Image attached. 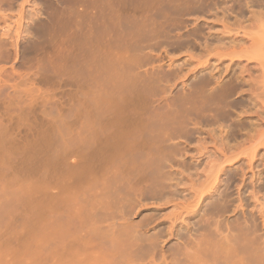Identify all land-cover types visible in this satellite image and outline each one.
I'll return each instance as SVG.
<instances>
[{"label": "rangeland", "instance_id": "obj_1", "mask_svg": "<svg viewBox=\"0 0 264 264\" xmlns=\"http://www.w3.org/2000/svg\"><path fill=\"white\" fill-rule=\"evenodd\" d=\"M3 1L5 3L3 2L2 7H0V40H1L0 43L3 42L2 40H4V42L3 44H0V45L2 47L4 46L2 49L4 50L7 49L6 50L7 52L4 51V53L6 52L5 55H7L6 57L7 59L6 58H5L6 60L4 59L5 55L0 56L1 58L0 61L3 60V62H0V68L2 69L4 68L3 70H6L7 72L2 71L0 69L1 71L0 78L4 76L2 78L3 80L0 79V83H2V81H4L5 79V82L0 85V87L2 86L1 88H3V89H0V93H1L0 98L4 99V102H2L3 99H0V115H2L0 122H1V127H3V128L0 127V136L5 138L8 135L6 134L8 133V131L11 134L13 131V134H12L13 137H11V134L9 133L10 137L8 136V138H12V140L10 139L11 145L9 142L10 140L9 141L7 140L8 138H6V142L8 144L7 145L6 143H4L5 142L4 138L0 137V149H1L0 150V168H1L0 170V216L2 215L5 216L7 214L6 217H4V220L0 223V240H1L0 241V249H1L0 258L1 259L6 254L8 255V256L6 255L7 256L6 258L8 259L9 257V260L11 259L12 256H14V258L12 257L10 262L11 264H16L17 261L19 262L20 260L22 261L23 259L25 260L28 258L27 256H24V257L22 256L23 258H20L22 253L25 254L24 252L29 250V248L31 249L32 247V250H33L36 247V244H34L36 243V241L35 240L33 241L30 238L35 237V232H36L35 222H36V214H37L36 209L37 208L41 209V216L47 219V217L49 218L52 215L51 210L54 205L62 207L64 205H68L72 203L70 201H73L74 205L75 204L77 205L74 206L73 203L72 205L74 207H78V206H83L82 204H85V202L86 204H93V202H95L94 204H96V203H100L101 201V204H106L105 202L110 201L111 202L110 204H116V202L117 204L119 203V205L122 204L120 208L123 206L122 207L123 210H125L124 208L126 209L128 208L130 211L134 209L132 212H129L127 209V211L131 214V215L129 214L130 216L125 210V214L127 213L126 215L128 216L127 218V216L124 214L125 218L127 219L130 218V220L134 223V225H137L140 223L139 229L141 228L142 231L146 232V235H151L154 233V231L155 233L156 231L157 232L161 231L160 238H159L161 242H159L158 247L154 250L156 254L152 252L153 254H155L154 255L155 258L152 259V253L149 255V257L151 256V260L153 261L155 259V261L154 262L150 261V262H152V264L158 263V262L159 264H165V263L171 264L172 263L170 261L171 255H168L170 254L169 252H171V250L168 248H171L172 245H175L176 243L181 242L180 238L178 237V235L180 234L184 235V237H188V235L186 234L189 232L188 234L189 235L191 234L194 237V238L193 237L191 238L196 239L195 236L199 232V230H197L196 222H198L201 215H203L204 213H207L206 211H208L207 210L208 204L215 202L214 200L218 198L219 193L221 192V190H223L226 183L228 184L227 192H229V202L227 204H229V207H228V211L225 214H223L224 215L223 217H227V219L224 220L222 216L220 217L221 219L217 216H215L214 218L221 220L220 222H222L223 220V222L227 224L228 221L234 220L235 217L240 216L241 212L244 211L246 216L250 215L251 217H253L259 229L257 230V234L259 236L261 235L260 236L261 239H264V82H263L264 81V77H263L264 76V72H263L264 65H262L263 68H261V64H264V60L262 63V59L257 58V54L253 53L255 51L254 46H253V43H254L253 40L257 41L260 35L264 33L263 31L264 30V0H213L212 3L208 7H206L203 12L199 14L188 15L189 17L184 16L185 17L184 22L179 25L181 26V28H178V30L177 29L172 30L171 33L173 34L176 33V30L177 32L180 31L178 33H184L187 31L189 32L192 29L196 30V36L191 35L189 36V38L183 37L184 39L187 40V41H184L185 42L184 47L182 46V48L181 47L177 48L176 45L174 44L171 45L169 41H166L163 39L162 45L159 44L158 45L159 47L155 46L157 47L156 49H154L155 47L150 48L152 52L149 50V48H148L149 51H146L147 49L143 50L144 52H146V54L147 52H149L147 58L148 60H150L149 62L150 64L148 65L144 64V66H142L141 69L138 68L134 72H140L139 70H142L141 72H143V69L146 65L148 69H150L152 66V68L153 67L155 68L154 70H158L157 68L158 66H160V67H163V70L165 69L166 71H169L172 73L170 75H167L168 76L167 78L169 79V81H167L168 80L167 79L166 80L167 82L165 81L161 82L159 87L157 88L158 89L156 91L158 92L157 97L159 98L163 96L162 97L163 100L160 98L161 99L160 101L158 99L155 102H153L155 98H152V97H151L152 99L146 98V100H143L145 101L144 104L146 105L148 102H151V103L150 105L147 104L148 109H145V110H149V108L151 107V104H152V107H151L152 109L153 107H155V104H156L158 107L152 110L156 109L154 111L155 113L162 112L163 109L165 110L166 105L169 104L167 103V101L164 100V98L168 97L167 100L170 98L172 99L173 97H177L180 94H182L183 91L186 92L188 88L191 87L193 82L194 81L196 82L198 78L201 77L202 75L204 77L206 76V79L208 77V79L211 81V84H210L211 86L231 80L237 83L239 85V88L237 92L229 99V101H233V104L229 106L228 108H225L229 112L226 119L220 118L221 120H219L216 118L215 119L208 118L209 121L207 119L203 123L197 124V126H195L192 129L187 141L181 139L182 156L180 158L179 157L176 158L178 159L179 165L175 162L172 163V169H169L172 172L169 178L171 180L168 179L165 182L166 184H170L171 188L163 189L162 193L163 192L164 193H163V196H161V198L160 197L159 198L140 197L138 196L140 194L139 193L140 190L139 192L136 190L134 193L131 191L134 194V197H133L134 200L133 198L129 199L130 197L129 198L125 197L126 194L125 195L118 194L117 195L118 197L116 195L114 196L112 195L111 197H108V198L107 197L97 198V196H95V194L92 192V193H89L90 199L88 200H90V202L87 200V198L85 199L84 193H81V190L84 192V189L81 183L82 176L79 175V174H82L81 173L82 171L79 173L78 171L79 169H77V167L78 165L79 167L82 166V161H81L82 157H80V155L82 154L80 153L83 151L81 149V145H82L81 140L83 138V133L82 131L81 133H79L80 131L79 129H81V126H82L81 119L83 118L81 117L83 116V113L81 111H83V109L82 110L80 109L81 107L84 106V104L82 105L83 100L86 97H88L90 93H92L91 92L92 87L90 85H86L88 87H85V81H86L85 79L89 77H86V75L84 74L82 75L80 74L81 76L78 75L79 73L77 71L81 68V67L79 69L76 68L78 66V63L70 62V61L75 60V55H74L75 53L73 52L74 54H71L72 53L71 51L72 50L73 51L76 50V52L78 51L76 45H73V43H71L72 42L71 31H73L72 29L74 26L70 27V25L68 24L66 28L60 31L61 32L60 34L65 35L66 42L69 43V45L71 46V47L70 46L68 47L67 43L64 41L65 40L64 37L58 34L59 31L55 30V32L53 33L51 32L50 29H46V28L44 29V25L47 26V23H48L47 13L48 12L50 13L51 11L53 12L54 10H56L54 13H56L57 11L59 12L60 8L58 7L60 5L57 4L58 3L57 0H3ZM43 31L46 33L44 34L46 35L45 39L43 37L44 36ZM58 36H61L62 38L60 37L59 39ZM50 38H51V41H50ZM16 41L17 43H15ZM5 45H6V48H5ZM260 48H261L260 50H263L262 47ZM14 49H17V50H14ZM123 51L124 50L122 49L117 50V54L120 53L121 55L122 54L121 52ZM257 51H259V49ZM58 52H60V54H58ZM52 53H55V54L57 53L59 55L58 56L56 54L58 58L56 55H54L56 59L55 58L53 59L54 56ZM63 55H65L68 59L66 60V57L65 56L63 57ZM71 55H73L74 58ZM124 55H127V54H124ZM48 57L49 58L51 57L53 61L51 58L48 59ZM71 57L73 58L72 60H70ZM59 58H60V61H59ZM9 59L11 61L13 60L14 62L13 61L11 62ZM43 59L44 60L47 59L48 61L52 63V65L54 64L53 62H55V65H57V67L54 65L51 66V64L47 62L48 64H50L48 65L47 63L43 61ZM42 61L44 64L41 63ZM71 63L74 64L75 68L73 67V64L71 65ZM12 64H13V67L11 66ZM5 65L7 67H5ZM61 65H63V68L65 69L61 68ZM48 66L51 67L52 69L56 67V69L54 68V70L60 69L62 71V73L60 74L62 76L64 74L65 75L62 77L58 73V72H61L60 70L57 72L53 71L52 69L49 70ZM47 68H48V71H44ZM70 70L71 72L74 71L75 73L74 72L73 73L76 75L71 73ZM5 73H6V76H5ZM55 73L56 75H54ZM70 73L76 77L77 75L78 77H82L84 75L83 78L85 77L86 78L84 79V81H83V78L80 79L74 76L73 78ZM10 74L13 77H11ZM17 74L18 75L20 74V75L17 76ZM57 75H60V76H57ZM67 75H69V78H67L68 77ZM14 76H17L16 77L17 79ZM72 79L74 83L71 82ZM77 79H79V81ZM6 80L8 82H6ZM88 81H90V79L89 80L87 79L86 82ZM6 83L8 85V88H7ZM13 83L15 85H12ZM87 84H90V82ZM89 86L91 87V90ZM4 87L7 89H4ZM85 88L87 89L89 88L88 91ZM161 88H165V89H162L163 90L162 91ZM1 90H4V91H1ZM83 90L85 93L83 92ZM7 92L9 95L7 94ZM75 92L76 94L80 93V95L79 94L76 95ZM83 93L88 94V96L87 95L84 96ZM168 95H171L172 97ZM77 96H79L78 99H77ZM82 96H84V98H81ZM19 97H21L22 99ZM154 97H156V95ZM17 99H20V100H17ZM25 99H27L26 101L28 102V104L25 103L26 102ZM72 99L73 100L75 99L74 102L72 101ZM76 99H77V102H76ZM16 101H20V104H18V102L16 103ZM21 101H23L24 103ZM168 101L171 102L170 100ZM10 102L12 103V105L14 103L18 105L14 104L15 106L14 105L12 106L10 105L11 104ZM66 102H70V105L73 103H76L77 106L73 108H76L75 112L77 113L72 112L74 110L70 107L69 103H66ZM59 105H62L63 107L61 108V106ZM5 107L6 109L4 110ZM12 107H15V108L13 109ZM48 107H50L51 110ZM158 108L160 111L158 110ZM166 108H168V106ZM16 110L18 111V113ZM152 110H149V111H152ZM42 111L43 112L47 111L46 112L47 115H45ZM48 113L52 117H50ZM68 115L69 117L71 116L70 117L71 119H69ZM50 118L54 119V121H51ZM79 119L81 120L80 127L78 126L79 128H77V125L79 123L76 120H79ZM62 120L65 122L64 123L60 122ZM46 122H48L49 124ZM73 122H75L76 125ZM2 123H4V125ZM30 123L33 126L34 130H32L33 128L30 125ZM51 123H54V125ZM69 123H71L74 126V129H73V126ZM71 127L72 129H70ZM3 129H5L4 133H2L3 131L1 132V130ZM43 129L45 133L43 132ZM50 129L51 130L55 129V131L53 130L51 131ZM67 129L69 130V132ZM76 129H78V131ZM56 130L57 131L59 130V132L61 131L60 133L63 132L61 134L62 136L60 135L59 132L58 134ZM65 132H68V133H65ZM38 134L39 135L41 134L43 136L42 137L41 135L38 136ZM66 134H70V136L69 135L65 136ZM72 134L74 136H72ZM58 135L62 137L64 143L66 144H64L63 141H61L62 139H60L61 137ZM52 137L54 139H52ZM66 137H70L72 139L70 138L68 139ZM55 138L58 141H56ZM67 140H71V142L73 141L72 142L73 144L70 142H66ZM75 140L77 141V143ZM26 141L29 144H27ZM54 141H56V144ZM37 142H39V144L42 143V145L40 144L41 147L40 145L39 147L37 146L38 145ZM12 144L14 145L12 146ZM18 144L20 146H18ZM16 145L18 148L14 147ZM34 145L38 147L37 150ZM71 145L73 146L75 145L77 147L79 146L78 150L76 149L77 147L75 148L77 151L76 150L74 151L75 153L73 154L74 157L79 152V155H77L75 158L71 154L73 153L74 147H73V150L70 147L72 152L69 148V146ZM48 146L49 147L51 146L50 147L51 149L49 148L47 150ZM64 146L68 148L66 149ZM12 147L17 148L20 153L23 152L25 155L21 153L20 155H22V158L19 155L16 156L19 152L16 151L17 149L16 150L14 149L17 153L14 151L13 152L10 151L11 149H13ZM28 149L29 151L32 150L33 153L31 152L29 153ZM41 149L42 150L44 149L45 151L43 150L39 152V150ZM58 149H59V152H58ZM5 151H7V153L12 152V155L13 153H16L15 156L17 159L14 158L16 159V161L13 159V157L15 156L11 155L9 157V154L6 155ZM47 151L49 155H46ZM34 152H36L35 155H34ZM38 152L39 154H37ZM51 152H54L52 153L54 155V159L52 157L53 155L51 154ZM60 152H61V155H60ZM41 153H43V157L45 158L42 157ZM29 154H32V155H29ZM69 154L72 155L71 158L70 156H68ZM5 155L9 157V159L6 160L8 162L5 161L6 159ZM33 155L35 158L31 157ZM55 155L57 159L55 158ZM37 156L39 158L38 160L36 158ZM47 156H49L48 158V161H50L49 165L51 163L49 169L46 168L45 167L46 164H44V163H47V161L45 160H44L45 162L42 161L43 159H46ZM11 157L12 159H10ZM77 157L79 158L77 159ZM53 162L55 164H52ZM68 163L70 164L68 165ZM181 163L182 165H180ZM71 164L73 165L72 167L69 168L68 166H71ZM174 164H177L178 166ZM183 164L185 167H182ZM54 165L59 166L57 167V169L55 167L58 173L56 174L59 176H57L54 173V171L51 173L52 169L54 168ZM62 166H63V172H61ZM2 167L3 169L5 168V170H2ZM66 167L70 169L69 171H71V168H72V171H71L72 173L70 172V174L68 175L73 176L77 173L76 177L79 175L78 177L80 178L78 177L76 178L74 176L75 179L73 181L71 180V182L69 183L70 178L73 179L74 177H70V176H68L69 178L66 177V180L68 182L63 177H60V175L61 176L67 175L68 169ZM223 167L226 169L224 170L223 173H221L220 170ZM81 168L80 170H82ZM217 174H220L218 179H216ZM53 176L55 179L58 178V180L63 178V180L65 181L62 184H65L66 186V182H67V184H69L68 187H70V189L69 188L67 189L65 188L64 185H61V181L63 180H59L60 184H58L59 181L57 180L53 181L54 180ZM229 176H231L232 178L230 179V181L229 180L227 181V178ZM216 180L219 181V185L217 186L218 188L217 190L216 189L212 190L213 187L216 186L217 184ZM78 181L80 183L79 185L77 184ZM72 182L74 184H71ZM25 183L26 185H24ZM56 183L58 185H56ZM73 185L75 188L73 187ZM61 186H64L63 188L65 190ZM78 186H79V189H78ZM55 187L57 189H55ZM58 187L64 190L63 191L60 189V192L63 193L62 194L63 196L61 194L59 196L60 192H59ZM80 187L82 188L80 189ZM72 189L73 190L75 189L74 191L77 190V192H75L74 194V191H72ZM69 190H71L70 191L71 196H69ZM57 191L58 193H56ZM131 192L127 193L128 195L126 196H129V194L130 196L131 195L133 196ZM81 194L82 196H84V198L79 197L81 196ZM208 194H209V197H208ZM10 195L11 197H9ZM86 195H87L86 197H88L87 193ZM53 196L55 197V200H52L54 198ZM123 196L125 197V199H122L124 198ZM138 197L140 199L141 198L143 199L141 200L139 199L140 202H138L136 199ZM61 198L62 199L64 198V200H62ZM79 198H82L80 199L82 201L81 205H78V203L80 202ZM5 199L7 200V202ZM65 199L68 202L67 204L64 203L66 202ZM74 199H76L77 202L79 200V202L77 203L76 200L74 201ZM93 199H96V200L101 199V200L98 202ZM124 200L127 201V204H130L131 202H133L131 204L133 205L137 204V206H133L134 208L130 209L132 206L128 207L125 203L126 207H124L125 206L123 204ZM128 200H129V203H128ZM130 200H133V201H130ZM51 202H53L54 204ZM58 203L59 204L61 203V204L59 205ZM6 204H9V205L6 206ZM204 205L207 206V209H206V206ZM5 206L7 207V209L4 208ZM47 206H50L49 207L50 209L49 208L47 209ZM120 208L117 207V209H120ZM29 209L30 210L32 209V210L30 211ZM120 210L121 211L118 210V214H121V212L123 211L122 209ZM26 212L27 214L29 213V216L32 218L24 214ZM25 215L26 217L27 216L29 217V219L26 220L27 222L25 221L26 219V217H24ZM116 216L119 218L117 213H116ZM23 219L27 224L25 222H21V220ZM120 221L118 223H120ZM142 223L144 224L142 225ZM225 224L223 223L222 230L223 228H225L224 227ZM9 225L11 226V228H13L14 226L15 228L10 230L11 228ZM7 226L9 230L7 229ZM20 227L22 228L21 231H20ZM24 228H27V229H24ZM13 230H14L13 233H17V234L20 233L16 237L14 235L15 240L18 239L17 240L18 242L15 241L14 238L12 237L13 234L11 232ZM9 231H10V234L7 233ZM16 231H19V232H16ZM195 231L196 232L198 231V232L196 233ZM193 233L195 235H193ZM223 233H226V230H223ZM8 234L11 236L10 238H7V236H9ZM21 234H23L24 236ZM32 234L34 237L32 236ZM1 235L2 236L4 235V236L2 237ZM29 235H31V237ZM177 237L179 241H176ZM3 238L7 240V242L4 244H3ZM27 238H29L30 240ZM13 240L17 243L16 244L14 242L16 246L13 244ZM24 240L27 244L24 243ZM30 242H32V245H35V246L33 247L30 244ZM10 245L11 247L12 245L17 247V249L12 248L13 251H15V253L11 252L13 254L6 251L9 249L8 246ZM21 246L22 247L24 246L25 248H27V250L25 251L22 250L23 252L20 251L22 248ZM2 247L4 248L6 247L7 249L4 250V248ZM161 252H162V255L164 252H166L168 256L164 254V256H161V257L162 258L164 257V260L168 259L170 262L167 260L168 262L165 261V263H163L164 262L163 259H162L163 262L161 261V258L159 256ZM1 253L3 255H1ZM157 253L159 255H157ZM149 257H147L146 260H144L143 262L144 264H148V263L151 264L149 262V259H150ZM6 258L4 257L5 264L7 263ZM157 258H159V261ZM156 260L158 262H156ZM1 261L3 263V260ZM47 263L52 264L51 261H47Z\"/></svg>", "mask_w": 264, "mask_h": 264}, {"label": "bare ground", "instance_id": "obj_2", "mask_svg": "<svg viewBox=\"0 0 264 264\" xmlns=\"http://www.w3.org/2000/svg\"><path fill=\"white\" fill-rule=\"evenodd\" d=\"M57 1H58L57 4L60 5L58 7V8H60L59 12L57 11L58 13L57 12L54 13L56 11V10H54L53 12L51 11L50 13L49 12L47 13L48 23H47V26L44 25V29L45 28L50 29L51 32H53V33L56 30V31H59L58 34H60L61 33L60 31H62V29H64V28H66V26L68 24L70 25V27L74 26L72 29L73 31H71V40H72L71 43H73V45H76L78 51L76 52V50L75 51L72 50L71 51L72 53L70 52L71 54L75 53L74 54L75 60L70 61V62H73V63L77 62L78 66L80 65L78 67L76 64V66H77L76 68L79 69L81 67L77 71L79 74L78 73L77 74L78 75H80V74L86 75V77H89L87 79L88 80L90 79V81L86 82L87 79H85L86 77L83 78L84 75L82 77H78V75H77V77L80 79L83 78V81H84V79L86 80L85 81V87H88L86 85H90L92 87V90H91V87L89 86V88L92 92V93L89 92L90 93L89 96H88V94H84L85 92L83 90L84 96L87 95L88 97H86L83 100L82 105L84 104V106L81 107V109H80V110L83 109V111H81L83 113V116L81 117V118H83V119H81L82 120V126H81L82 130L79 129L80 130L79 133H81V131L83 133V138L81 136V138H82L81 149L83 151L80 153V154H82V155H80V157H82V159H81L82 166L79 167V165H78V167L77 166L76 167H77V169H79L78 170L79 173L82 171L81 172L82 174H79V175L82 176V182L81 183H82V187L84 189V192L81 190V193H84L85 199L87 198V200H88V199H90L89 193H92V192L95 194V196H97V198H102V197L108 198V197H111L112 195L113 196L114 195L117 196L118 194L128 195L127 193H129L131 191L134 193L136 190L138 192L140 190V192H139L140 194L138 195V193H137V195L140 197H143V198L144 197H149V198H159L160 197L161 198V196H163V193H164V192L162 193V190L165 188H171V185L166 184L165 182L170 178V175L172 173L169 170V169H172V163L175 162L179 165L178 159H176V158H178V157L180 158L182 156V154H181V149H182L181 148V145H182L181 139L187 141L189 134L191 133L192 129L195 126H197V124L203 123L208 118H210V119L216 118L219 120H221L223 118L226 119L229 112L225 108H228L229 106H231L233 104V101H229V99L237 92L239 85L237 83L229 80L227 82L218 83L217 85L211 86L210 85L211 81L208 79V77L206 79V76L204 77L202 75L201 77L198 78V80L196 82L194 81L195 83L193 82L191 87H189L186 92L183 91L182 94H180L179 96L173 97L172 99L171 98L168 99L171 102H169L167 100L168 97H166L164 95L166 97V98H164V100L167 101V103H169V104H167L165 102L167 104V105L166 104L165 105H166V107L168 106V108L165 107V110L163 109L162 112H156L155 113L154 111L156 109L152 110V109L158 107L156 104H155V107H153L152 109H151V107H152V104H151V107L149 108V110H152V111L145 110V109H148L147 104L150 105V103H151V102H148L145 105L144 104L145 101H143V100H146V98H149V99L151 97L155 98L153 100V102H155L158 99H159V101L161 99L163 100V98H162L163 96L159 97V98L157 97L158 92H156V91L158 90L157 88L159 87L161 82L169 81V79L167 78L168 77L167 75H170L172 73L169 71H166L165 69H164L165 70L164 71L163 67H160V66H158V68H157L158 70H154L155 68L154 67L152 68V66L150 69H148L146 67V65L150 64L149 63L150 60H148V58H147L149 52H147V54H146V52H144L143 50L147 49L146 51H149V50L151 51L150 48H154L155 46H158L159 44L162 45L163 39L166 41H169V43L171 45H173V44L176 45L177 48L178 47L182 48V46L184 47V45H185L184 41H187V40L184 39L183 37L189 38V36H191V35L196 36V30H193V29L190 30L189 32L187 31L184 33H178L180 31L177 32L178 28H181V26H179V25L184 22V18H185L184 16L199 14V13L203 12L205 10V8L208 7L212 3L213 0H57ZM3 2H4L3 0H0V7H2ZM6 2H8V1H6ZM174 29H177V30H176V33L173 34L171 32ZM44 34H46V33L44 32L43 35ZM60 35H62V34H60ZM45 36L46 35L43 36L44 39H45ZM58 37L60 39L61 36H58ZM62 37H64V39H65V35H62ZM55 38H56V36H55ZM2 41L4 42V40H2ZM50 41H51V38H50ZM64 41L66 42V39ZM253 41H254L253 46H254V50H255L253 53L257 54V58L262 59V63H263V60H264V33H262V35H260V37L257 41H255V40H253ZM3 42L0 44H3ZM15 43H17V41ZM62 43H63V41H62ZM186 44H187V42H186ZM12 45H14V44H12ZM67 45H68V47L70 46L69 43H67ZM3 47L0 45V56L5 55V53L7 52L6 51L7 49L6 50L2 49ZM260 47H262L263 50H260L261 49ZM5 48H6V45H5ZM148 48H149V50H148ZM156 48L157 47H155L154 49H156ZM121 49L124 50L125 52L124 51H123L124 53L121 52L122 53L121 55H120V53L117 54V50H121ZM154 49H152V50H154ZM258 49H259V51H257ZM14 50H17V49H14ZM4 51H6V52L4 53ZM128 52H129V54H128ZM151 52H150V54H151ZM52 54L54 56L57 53L56 54L52 53ZM58 54H60V52H58ZM124 54H127V55H124ZM58 56H57V58H58ZM64 56L65 55H63V57ZM71 56L73 57V55H71ZM6 57H7V55H5L4 59ZM72 57L70 58V60H72L74 58V57L73 58ZM50 58L48 57V59H50ZM54 58L56 59L55 56L53 57V59ZM150 58H151V56H150ZM53 59H52V61H53ZM67 59L68 58L66 57V60ZM43 61L45 63L49 62L51 64V66L54 65L57 67V65H55V62H53L54 64L52 65V63L50 61H48L47 59L46 60L43 59ZM43 61L41 63H43ZM59 61H60V58H59ZM0 62H3V60H1ZM73 63H71V65ZM50 64H48V65H50ZM61 64H62V62H61ZM144 64H146L145 65L146 68L144 67L143 72H141L142 70H139L140 72H134L138 68L141 69V67L144 66ZM262 65H264V64H261V68H263ZM11 66L13 67V64ZM5 67H7V66L5 65ZM56 67H54V68L56 69ZM73 67H74V64H73ZM54 68L52 69L51 67H49V70L52 69L53 71H56V72L60 70V69L54 70ZM61 68H63V65H61ZM0 69L2 71H6V70H3L4 68L3 69L0 68ZM63 69H65V68H63ZM145 69H147V70H145ZM263 70H264V68H263ZM44 71H48V68ZM53 71H51V72H53ZM70 72H71V70H70ZM73 72L74 71H72L71 73H73ZM58 73L60 74V73H62V71L58 72ZM66 73H68V72H66ZM19 75L17 74V76H19ZM54 75H56V73ZM60 75H57V76H60ZM74 75H76V74H74ZM74 75H72V77ZM5 76H6V73H5ZM10 76H11V74H10ZM17 76H14V77L16 78ZM67 76H68L67 78H69V75H67ZM11 77H13V76H11ZM74 77H76V76H74ZM2 78H0V79H2ZM77 80L79 81V79H77ZM4 82H5V79H4V81H2V83H4ZM6 82H8V81L6 80ZM71 82H73V79ZM89 82H90V84H87ZM2 83H0V85ZM80 83H81V81H80ZM82 84H84V83H82ZM6 85H7V83H6ZM12 85H15V84L13 83ZM1 87H0V89H3ZM81 87H82V85H81ZM7 88H8V85H7ZM7 88L4 87V89H7ZM80 89H82V88H80ZM83 89H84V87H83ZM85 89L88 91L87 88H85ZM93 89H94V91H93ZM162 89H165V88H161V90ZM1 91H4V90H1ZM7 94H8V92H7ZM75 94H76V92H75ZM78 94L80 95V93H78ZM78 94H76V95H78ZM0 95H1V93H0ZM155 95H156V97H154ZM3 96H5V95H3ZM66 96H67V94H66ZM84 96H82L81 98H84ZM168 96H171V95H168ZM78 97L79 96H77V99H78ZM19 98H21V97H19ZM0 99H3V98H0ZM77 99H76V102H77ZM17 100H20V99H17ZM26 100L27 99H25V101ZM74 100L72 99L73 102H74ZM9 101H11V100H9ZM38 101H39V99H38ZM2 102H4V99L2 100ZM11 102H13V101H11ZM17 102H18V104H20V101H16V103ZM21 102H23V101H21ZM16 103H14V104H16ZM25 103L28 104L27 101ZM66 103H69V105H70V102H66ZM18 104H16V105H18ZM10 105H12V103ZM71 105H70V107L74 110L72 112L77 113V112H75L76 108H73V107L77 106L76 103H73ZM59 106H61V108L63 107L62 105H59ZM144 106L147 108H145ZM27 107H28V105H27ZM12 108L14 109L15 107H12ZM16 108H18V107H16ZM48 108H50V107H48ZM5 109H6V107L4 108V110ZM21 109H23V108H21ZM50 110H51V108H50ZM158 110H159V108H158ZM48 111H49V109H48ZM46 112H43V113L45 115H47ZM81 112H79V113H81ZM17 113H18V111H17ZM34 113H36V112H34ZM48 115H49V113H48ZM62 115H64V114H62ZM1 116L2 115H0V120H1ZM50 117H52V116H50ZM68 117H69V115H68ZM70 117H69V119H71ZM50 119H51V121H54V119H52V118H50ZM77 119H78V117H77ZM47 120H49V119H47ZM81 120L80 119L76 120L79 123V124L77 123L78 124L77 128L80 127V121ZM72 121H71V123H72ZM141 121H142V123H141ZM208 121H209V119H208ZM60 122L64 123L65 121L62 120ZM66 122H67V120H66ZM75 122H73V123L75 124ZM46 123H48V122H46ZM71 123H69V124H71ZM2 124L4 125V123H2ZM18 124H20V123H18ZM51 124L54 125V123H51ZM28 125H29V123H28ZM30 125H31V123H30ZM71 125H69V126H71ZM0 127H1V122H0ZM27 127H29V126H27ZM1 128H3V127H1ZM32 128H33V126H32ZM12 129H13V127H12ZM44 129H45V127H44ZM44 129H43V132H44ZM55 129H56V127H55ZM55 129H52V130L55 131ZM70 129H72V127ZM73 129H74V126H73ZM32 130H34V128ZM76 130L78 131V129H76ZM47 131H48V129H47ZM1 132L4 133L5 129L1 130ZM56 132L58 133L59 130L58 131L56 130ZM68 132H69V130H68ZM68 132H65V133H68ZM2 133H1V135H2ZM9 133H10L9 131H8V133H6L8 135L5 138L0 136L1 138H4V141H5L4 143H6V144H7L6 138H8V136L10 137ZM30 133H31V131H30ZM62 133H60V135ZM79 133H77V134H79ZM12 134H13V131H12ZM12 134H11V137H13ZM52 134H53V132H52ZM40 135L38 134V136H40ZM60 135H58V136H60ZM67 135L70 136V134H66L65 136H67ZM42 136L43 135H41V137ZM72 136H74V135L72 134ZM46 138H47V136H46ZM63 138H65V137H63ZM66 138L69 139L70 137H66ZM10 139L12 140V138H8L7 140L9 141ZM52 139H54V138L52 137ZM60 139H62V137ZM70 139H72V138H70ZM11 140L9 141L10 145H11ZM30 141H32V140H30ZM56 141H58V140L56 139ZM56 141H54L55 144H56ZM61 141H63V139ZM179 141H181V142H179ZM66 142L72 143L73 141L71 142V140H67ZM37 143H38V145H37L38 147L40 144L42 145V143H40V144H39V142H37ZM52 143H53V141H52ZM63 143H64V141H63ZM76 143H77V141H76ZM27 144H29V143L27 142ZM64 144H66V143H64ZM13 145L14 144H12V146ZM41 145H40V147H41ZM53 145H54V143H53ZM18 146H20V145L18 144ZM58 146H59V144H58ZM14 147H17V145ZM38 147H36V150ZM50 147L48 146L47 150ZM70 147L72 148V150L74 147L73 153H71L72 155L75 154L74 151L76 149L78 150V148H79V146L77 147L75 145L74 146L71 145V146H69V148ZM17 148H13L10 151L19 152ZM71 148H70V150H71ZM14 149L15 150L17 149V150L15 151ZM54 149H52V150H54ZM43 150L41 149V150H39V152H41ZM72 150H71V152H72ZM10 151H8V152H10ZM28 151H29V149H28ZM68 151H69V149H68ZM12 152L7 153V151H5V154L6 155L9 154V157H10L12 155ZM30 152L33 153L32 150L29 151V153ZM39 152L37 154H39ZM58 152H59V149H58ZM16 153H13L12 156H15ZM21 153L24 154L23 152H21ZM21 153L19 152L16 156L19 155L22 158V155H20ZM35 153L36 152H34V155H35ZM52 153H54V152H51V154ZM41 154L43 157V153H41ZM6 155H5V157H6L5 161L7 159H9V157ZM29 155H32V154H29ZM34 155L31 157H34ZM46 155H49L48 151H47ZM60 155H61V152H60ZM72 155L69 154L68 156H70V158H71ZM77 155H79V152H78V154H76V156ZM16 156L13 157V159L16 158ZM52 157L54 159V155ZM73 157H74V155H73ZM21 158H20V160H21ZM36 158H37V160L39 159L38 156ZM43 158H45V157H43ZM48 158H49V156H47V158H46L47 160L43 159L42 161H44V160L47 161V163H44V164H46L45 167L49 169L51 163L49 165L50 161H48ZM55 158H56V155H55ZM61 158H62V156H61ZM78 158L79 157H77V159ZM10 159H12V157ZM16 159H14V160L16 161ZM18 159H19V157H18ZM6 162H8V161H6ZM52 164H55V163L53 162ZM69 164L70 163H68V165ZM73 164H71V166H68V167L69 168L72 167ZM79 164H80V162H79ZM177 164H174V165L178 166ZM180 165H182V163ZM14 167H15V165H14ZM55 167L57 169V167H59V166L54 165V168L52 167L54 170L52 169L51 173L53 171L55 174L57 173V170L55 169ZM182 167H185L184 164ZM80 168L82 170H80ZM15 169H16V167H15ZM39 169H41V168H39ZM61 169H62L61 172H63V166ZM225 169L226 168L223 167L220 170V172L223 173ZM0 170H1V168H0ZM2 170H5V168L3 169V167H2ZM6 170H7V168H6ZM69 170L70 169H68L67 175L65 174L66 176H64L62 174L63 176L60 175V177H63L65 180H66V177L69 178L68 176H70V175H68V174H70V172L72 171V168H71V171H69ZM64 173H66V172H64ZM75 173H76V171H75ZM180 173H181V171H180ZM76 174L73 176H70V177H74V176L76 177ZM48 175H49V173H48ZM219 175L220 174H217L216 179L219 178ZM57 176H59V175H57ZM75 177L73 179L70 178V180L68 179L69 183L71 182V180L73 181L75 179ZM53 178H54V176H53ZM63 178L59 179V180H63ZM78 178H80V177H78ZM231 178L232 177L229 176L227 178V181L228 180L230 181ZM55 180L59 181L58 178L57 179L54 178L53 181H55ZM65 180L61 181V185L65 186V184H62V183H64ZM169 180H171V179H169ZM67 182H66L65 188L70 189V187H68L69 184H67ZM75 183H77V182H75ZM58 184H60V181ZM58 184L56 183V185H58ZM71 184H74V183L72 182ZM77 184L78 185L80 184L79 181ZM24 185H26V183ZM53 185H55V184H53ZM218 185H219V181H217L216 186H214L212 190H215V189L217 190ZM227 185L228 184L226 183L223 190H221V192L219 193L218 198L216 197L217 199L214 200L215 202L208 204V209H207V206L204 205V206H206V209L208 211H206L207 213H204L203 215H201L198 222H196L197 230H199V232L197 231L198 233L195 231L197 233L195 236L196 239H193L194 237L191 234H190L191 235L190 236L188 234L189 232L186 234V235H188V237H184V235L180 234V235H178V237L180 238L181 242H178L175 245H172L171 248H168L171 250V252H169L170 254H168V255H171L170 256L171 257L170 261L172 262L171 264H264V239H261L260 238L261 235L259 236L257 234V230H259V229H258V226L255 223V220L253 219V217H251L250 215L246 216L244 211H242L241 215L235 217L234 220L228 221L229 220V218H228L227 224H225V222H223V220H222V222L225 224V226H224L225 228H223V230H226V233H223V230H222L223 223L220 222L221 220L214 218L215 216H217L219 218L221 216L223 217L224 216L223 214H225L228 211L229 204H227V203L229 202V192H227V190H228ZM64 186H61V187L63 188ZM56 187H55V189H57ZM73 187H74V185H73ZM82 187H80V189ZM24 188H22V189H24ZM60 189L61 188H59V192H60ZM63 189H61V190H63ZM78 189H79V186H78ZM74 190L72 189V191H74ZM77 190L74 191V194H75V192H77ZM70 191L71 190H69V196H71ZM24 192H26V191H24ZM56 193H58V191ZM86 193L88 194L89 198L86 197L87 196ZM212 193H213V191H212ZM212 193H210V194H212ZM60 194L62 195L63 193L60 192L59 196H60ZM76 195H78V194H76ZM79 195H80V193H79ZM126 195H125V197H127V198L130 197L129 199L134 197V194H133V196L132 195L130 196V194H129V196H126ZM9 197H11V195ZM79 197L84 198V196H82V194ZM120 197H122V196H120ZM125 197L122 199H125ZM206 197H207V195H206ZM208 197H209V194H208ZM82 198H79V200ZM143 198H141V199H143ZM66 199H65V201H66ZM96 199H93V200L98 201V202L101 200V199H98V200H96ZM136 199L138 202H140L139 197ZM52 200H55V197ZM58 200H59V198H58ZM62 200H64V198ZM75 200L76 199H74V201ZM79 200H78V202H79ZM107 200H105V201H107ZM133 200H134V198H133ZM133 200H130V201H133ZM88 201L90 202V200H88ZM105 201H103V202H105ZM6 202H7V200H6ZM53 202H51V203H53ZM70 202H72L74 205L73 201H70ZM76 202H77V200H76ZM81 202L82 201L80 200L78 205H81ZM108 202H105L106 204H101V201H100V203H96V204H94L95 202H93V204H86V202H85V204H82L83 206H78V207H74L77 204H75L73 206L72 203H70L71 205L68 204V205H64L62 207L54 205L52 207V210H51L52 215L50 216L48 214L50 217L49 218L47 217V219L43 218V216H41V209L37 208L36 209V213H37L36 214V222H35L36 223V232H35L36 238L33 236V234H32V236L34 238H30L31 235H29L30 237L28 236L33 241L34 240L36 241V243L33 242L34 244H36V247L33 250H32V247H31V249L29 248V250H27V248H25L23 246L24 247V249H23V247L21 246L22 248L20 251H22V250H24V251L27 250V251L24 252L25 254L22 253L20 258H23L24 256H27L28 258L25 260L23 259L22 261L20 260L19 261L20 263L16 260L17 261V262L15 261L16 264L17 263H19V264H42V263L48 264L47 261H51L52 264H144L143 263L144 260H146V258L149 257V255L152 252L156 254V252L154 250L158 247L159 242H161L159 239L161 231H158V232L156 231V233L154 231L153 234L146 235V232L142 231L141 228L139 229L140 223L137 225H134V223L130 220V218L127 219L128 216L126 214L128 213V215H129L130 214L129 212H132L134 209L130 211L127 208L129 211L128 212L127 209L124 208L127 212L125 214V210H123V208H122L123 206L120 208V206L122 204L119 205V203L117 204V202H116V204H110L111 202L110 201H108ZM64 203L67 204L68 202L66 201ZM125 203L128 207L132 206L130 209L134 208L133 206H137V204H135V205L131 204L133 202L130 203L131 205L127 204V201L124 200L123 204L125 205ZM128 203H129V200H128ZM8 205L9 204H6V206H8ZM126 205L124 207H126ZM6 206L4 207L5 209H7ZM50 206H51V204H50ZM50 206H47V209ZM117 207L122 209L123 210L122 212H124V213L121 212V214H118V210L119 211H121V210L117 209ZM19 211H20V209H19ZM115 211H117V212H115ZM196 211H197V209H196ZM116 213L119 216V218L116 216ZM14 214H15V212H14ZM24 214L29 216V213L27 214V212ZM124 214L127 216V218H125ZM6 215L0 216V223L4 220V217H6ZM26 215L24 217H26ZM48 215H46V216H48ZM27 217H26L25 221L27 219H29L30 216L28 218ZM30 218H32V217H30ZM223 219L225 220V219H227V217H223ZM118 220L119 221L121 220L120 223H118L119 222ZM25 221H24V219L21 220V222H25ZM221 223H222V225H221ZM26 224H25V226H26ZM143 224L144 223H142V225ZM16 227H17V225H16ZM10 228H11V226H10ZM13 228H15V226ZM13 228H11L10 230H12ZM27 228H24V229H27ZM7 229H8V226H7ZM21 229L22 228L20 227V231H21ZM4 232H6V231H4ZM13 232H14V230L11 232L13 234V235L11 234L13 238H14V235L16 237L17 235L20 234V233L17 234V233H13ZM16 232H19V231H16ZM7 233L10 234V231ZM24 233H26V232H24ZM4 235H5V233H4ZM21 235H23V234H21ZM193 235H195V234L193 233ZM10 237H11L10 235L7 236V238H10ZM178 237H177L176 241H179ZM191 237H193V238H191ZM29 238H27V239H29ZM4 240H5V238H3V244L7 242V240H5V241ZM14 240H15V238H14ZM14 240H13V244L16 246L17 243L15 241H17L18 239H16L15 241ZM24 243L27 244L25 242V240H24ZM30 244L32 245V242H30ZM14 245H12V247H11V245L8 246L9 249L6 251L10 252V253L11 252L15 253V251H13L12 248L17 249V247H15ZM32 246L34 247L35 245H32ZM6 247L5 248L2 247V248H4V250H5V249H7ZM10 247H11L12 251H11ZM160 250H162V249H160ZM162 252L160 253V255L157 253V255L160 256L161 261L163 262L164 257L162 258L161 256H164V254H166V252H164L163 255H162ZM167 252H168V250H167ZM153 253H152V259L155 258V256H154L155 254H153ZM11 254H13V253H11ZM1 255H3V254L1 253ZM6 255L4 256L5 258L8 256V255L7 256ZM4 257H2V259L0 258L1 260H3V263L0 260V262L2 264H5L4 263L5 262ZM12 257L14 258V256H12ZM12 257H11V259H12ZM149 258H148L149 262L152 261L151 256ZM165 258H166V256H165ZM157 259L159 261V258H157ZM8 260H9V257L7 259L6 264H11L10 260L9 261ZM167 260L168 259L164 260L163 263H165V261H167ZM154 261H155V259L152 262H154ZM158 261L156 260V262H158ZM161 261H160V263H161ZM147 262H148V260H147ZM152 262H150V263L152 264ZM154 264H159V262L154 263ZM167 264H170V263H167Z\"/></svg>", "mask_w": 264, "mask_h": 264}]
</instances>
